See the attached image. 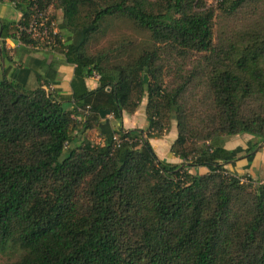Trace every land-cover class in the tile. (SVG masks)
<instances>
[{
  "label": "trees",
  "instance_id": "obj_1",
  "mask_svg": "<svg viewBox=\"0 0 264 264\" xmlns=\"http://www.w3.org/2000/svg\"><path fill=\"white\" fill-rule=\"evenodd\" d=\"M11 1L21 16L0 19V44L30 45L15 25L56 4L58 36L73 35L58 48L73 76L68 95L0 78V253L17 252L2 264H264V183H240L224 167L241 150L222 148L235 135L264 142V30L235 35L224 53L203 0ZM216 1L229 17L264 5ZM108 18L128 20L149 42L113 61L108 50L88 55ZM143 99L144 127L123 129L122 115ZM191 100L207 110L199 128L186 117ZM249 102L258 105L243 117ZM171 120L179 164L159 160L150 144Z\"/></svg>",
  "mask_w": 264,
  "mask_h": 264
},
{
  "label": "crops",
  "instance_id": "obj_2",
  "mask_svg": "<svg viewBox=\"0 0 264 264\" xmlns=\"http://www.w3.org/2000/svg\"><path fill=\"white\" fill-rule=\"evenodd\" d=\"M20 16L21 12L19 8L13 5L11 0L0 1V19L9 23H16ZM72 76L73 66L65 61L59 49L53 52L37 51L17 46L10 39H5L0 44V78H5L13 83L24 84V87L28 89H33L40 85L45 91L55 90L60 95H68L70 93L69 84ZM96 82L97 77L93 76L85 79L84 84L88 90H93L96 87ZM141 112H143V109ZM106 122L112 127L113 120L109 121L106 119ZM142 124L140 127L123 128L141 129L145 125L144 119ZM168 135L169 138L166 139ZM175 136V128L173 127L161 139L154 140L160 142L161 153H155L159 160L172 164L180 163V160L174 158L169 153L170 145ZM222 148L227 151H232L236 148L241 150V153L237 156V160L225 165L224 168L227 172L238 178L245 177L257 183H264L263 141H259L246 134L235 135L225 139L222 142ZM189 172L194 173L195 171L190 170ZM196 172L197 174H204L206 170L198 168Z\"/></svg>",
  "mask_w": 264,
  "mask_h": 264
},
{
  "label": "rangeland",
  "instance_id": "obj_3",
  "mask_svg": "<svg viewBox=\"0 0 264 264\" xmlns=\"http://www.w3.org/2000/svg\"><path fill=\"white\" fill-rule=\"evenodd\" d=\"M205 5L208 8L213 9V19H212V33H213V43L216 48V52H226L228 44L230 41L234 40V36L239 34H246L251 31L252 26L261 27L264 30V5L261 9L252 15L250 10L244 9L240 10L234 16H226L223 12L220 11L218 3L216 0H203ZM48 16L54 20L57 29L61 25V13L56 7V4H51L47 8ZM80 16H83L81 13ZM86 18L82 19V22H85ZM70 34L68 31L63 32L59 31V47L65 44ZM264 37L258 41V46H262ZM235 41V40H234ZM149 42L148 33L139 30L132 23L126 19L120 18H108L102 21L96 32L91 34L90 39L86 45V53L88 55H98L104 51H111L109 54L110 61H113L114 57L124 58L127 54V50L133 48L134 46L141 47L143 44ZM222 43V44H221ZM122 45L123 47L119 46ZM119 46V47H118ZM262 53H264V46ZM108 56V57H109ZM260 66L264 68L262 63ZM167 81V80H166ZM191 104L186 107L187 119L190 121L191 127H201L202 121L206 119L207 110L204 108L196 107L194 100H191ZM145 100L143 99L138 107V109L132 115L122 116L121 126L122 128L130 127H140L143 125L144 113L141 112L144 110ZM258 104L249 102L246 104L245 110L243 111V117L250 115L252 109L256 108ZM140 111V112H139ZM190 111V112H189ZM106 119L109 121L112 120L110 116H107ZM112 127L116 128V124L112 122ZM175 126L174 121L169 122V129ZM144 127V126H143ZM124 129V128H123ZM84 135L92 144L101 143V138L99 142V137L93 131H85ZM169 138V135L166 139ZM260 141V140H259ZM152 149L155 153H161V146L159 141L152 140L151 142ZM187 143H190L187 141ZM167 152V150H166ZM252 190V187L249 189ZM247 190V192L249 191ZM247 192L240 194L238 198L247 199ZM17 252L13 253L10 250H6L4 253H0V264L12 261L16 258Z\"/></svg>",
  "mask_w": 264,
  "mask_h": 264
},
{
  "label": "built area",
  "instance_id": "obj_4",
  "mask_svg": "<svg viewBox=\"0 0 264 264\" xmlns=\"http://www.w3.org/2000/svg\"><path fill=\"white\" fill-rule=\"evenodd\" d=\"M13 2V1H12ZM13 5H16L13 2ZM16 37L26 36L30 41V45H23L20 39L14 42L17 46L27 47L37 51L53 52L59 48L60 38L58 29L54 20L48 16L46 12L34 10V14L29 18L26 24H16ZM239 182L248 184L251 187L258 183L248 181L246 178H239Z\"/></svg>",
  "mask_w": 264,
  "mask_h": 264
}]
</instances>
